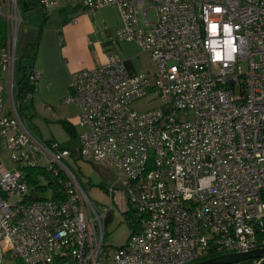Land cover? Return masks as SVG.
Listing matches in <instances>:
<instances>
[{
	"label": "built area",
	"instance_id": "1",
	"mask_svg": "<svg viewBox=\"0 0 264 264\" xmlns=\"http://www.w3.org/2000/svg\"><path fill=\"white\" fill-rule=\"evenodd\" d=\"M40 4L46 12L58 6ZM6 5L0 138L14 170L0 175V243L14 257L22 264H194L264 247V0H80L85 12L117 7L116 37L135 42L153 68L130 76L108 56L74 74L63 100L78 109L76 157L111 176L103 211L63 162L71 151L38 139L22 121L14 96L22 20L16 0ZM39 77L33 70L29 81ZM149 95L159 109H132ZM38 168L66 177L63 200L30 198L25 171ZM114 205L139 220L120 248L103 243Z\"/></svg>",
	"mask_w": 264,
	"mask_h": 264
},
{
	"label": "crops",
	"instance_id": "2",
	"mask_svg": "<svg viewBox=\"0 0 264 264\" xmlns=\"http://www.w3.org/2000/svg\"><path fill=\"white\" fill-rule=\"evenodd\" d=\"M61 7L62 23L48 28L44 26L45 19L37 30L32 28V35L24 37L22 44L23 47L36 39L42 27L32 64L33 70L40 75L33 93L39 102L57 103L68 95L74 74L103 64L111 55L122 60L130 76L153 71L150 62L148 66L138 63L145 54L135 42L120 41L116 37L115 31L120 25L117 7L85 12L80 8V0H62ZM55 90H60V96L51 100L50 93ZM6 145V139L0 138V175L14 169L13 164L4 159L8 154ZM0 247L10 250L7 243H0Z\"/></svg>",
	"mask_w": 264,
	"mask_h": 264
},
{
	"label": "rangeland",
	"instance_id": "3",
	"mask_svg": "<svg viewBox=\"0 0 264 264\" xmlns=\"http://www.w3.org/2000/svg\"><path fill=\"white\" fill-rule=\"evenodd\" d=\"M58 4L57 7L51 8L46 12L42 7L34 8L31 11L19 13L21 24L17 30V57H20L24 37L32 35V28L35 30L42 25L46 19L44 26L53 28L63 22V16L60 11L62 0H51ZM7 5L0 4L2 13H7ZM150 19L153 18V13L149 14ZM34 29V28H33ZM26 44V43H25ZM142 53V52H141ZM138 63L149 65V60L146 55H141ZM21 65L27 67L32 65L27 59H21ZM151 67V66H150ZM243 69L245 67L243 66ZM27 73L29 70L26 71ZM60 96V90H55L50 93V99L55 100ZM67 96V95H66ZM65 96V97H66ZM64 97V98H65ZM64 98H60L57 103L39 102L34 94L27 95L24 99L15 101L16 106L20 112L24 125L31 131V133L42 141H54L59 149L76 151L80 148L79 135L82 129L78 125V109L75 106L65 105ZM159 99L152 100L151 95L145 97L140 101H136L131 106L132 109L138 113H146L160 108L161 103ZM7 101L5 100V110ZM68 121L72 124V133H70L62 123ZM9 161V154L6 158ZM63 162L75 174L78 182L84 190L89 200L96 205L100 210H105L110 205V198L106 192L108 177L110 174L104 168H100L97 164L84 162L78 159L77 162L72 158H64ZM14 170V169H13ZM37 186H46L47 182L43 177H38ZM33 189L32 185H28V190ZM36 195L40 198H49L50 193H42L36 191ZM111 221H106V228L104 232L103 243L104 246L110 248H120L124 246L132 233V226L127 220L126 216L121 213L118 206L114 205L111 214ZM0 264H22V262L14 257L12 250L4 251L0 247Z\"/></svg>",
	"mask_w": 264,
	"mask_h": 264
},
{
	"label": "trees",
	"instance_id": "4",
	"mask_svg": "<svg viewBox=\"0 0 264 264\" xmlns=\"http://www.w3.org/2000/svg\"><path fill=\"white\" fill-rule=\"evenodd\" d=\"M41 0H16V5L19 10V13H24L33 10L34 8L41 7L40 4ZM7 0H0V4H3L6 6ZM63 12V10H62ZM42 27L39 29V33L36 37V39L27 42L21 50L20 57H17L16 60V69H15V77H14V96L15 100L24 99L27 95H31L34 93V85L31 84L29 81V75L33 72V65L29 66V69L27 67H23L21 65V59H27L29 62L33 64V61L35 59L36 54V47L39 40V35ZM9 36V24L6 21V19L0 15V47H5L7 44ZM29 70L27 73L26 71ZM65 126V128L72 133V124L68 121L62 122ZM46 143H49L50 141H45ZM71 157L74 161L77 162L78 158L75 155L74 151H71ZM25 175L27 177V184L32 185L33 189L31 192V199H52L56 201L63 200L65 193L67 192V179L64 175L61 173L58 174L57 177H52L49 173H47L46 170L42 168H38L35 170H27L25 171ZM38 177H43L47 185L46 186H37L36 183L38 182ZM36 191L42 192V193H50L49 198H40L38 195H36ZM127 220L129 221L130 225L132 226V231L135 228V231L139 229L138 224L139 220L134 215V213L130 212L126 215ZM138 227V228H136ZM256 261H248L241 264H253Z\"/></svg>",
	"mask_w": 264,
	"mask_h": 264
},
{
	"label": "water",
	"instance_id": "5",
	"mask_svg": "<svg viewBox=\"0 0 264 264\" xmlns=\"http://www.w3.org/2000/svg\"><path fill=\"white\" fill-rule=\"evenodd\" d=\"M248 261H256L253 264H264V247L250 252L226 254L194 264H241Z\"/></svg>",
	"mask_w": 264,
	"mask_h": 264
}]
</instances>
